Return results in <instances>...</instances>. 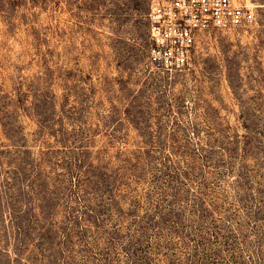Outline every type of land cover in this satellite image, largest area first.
Listing matches in <instances>:
<instances>
[{
    "label": "rangeland",
    "instance_id": "rangeland-1",
    "mask_svg": "<svg viewBox=\"0 0 264 264\" xmlns=\"http://www.w3.org/2000/svg\"><path fill=\"white\" fill-rule=\"evenodd\" d=\"M146 0H0V264H264V14L147 60Z\"/></svg>",
    "mask_w": 264,
    "mask_h": 264
},
{
    "label": "built area",
    "instance_id": "built-area-1",
    "mask_svg": "<svg viewBox=\"0 0 264 264\" xmlns=\"http://www.w3.org/2000/svg\"><path fill=\"white\" fill-rule=\"evenodd\" d=\"M148 63L160 71L190 63L199 30L244 25L264 14V0H146Z\"/></svg>",
    "mask_w": 264,
    "mask_h": 264
}]
</instances>
